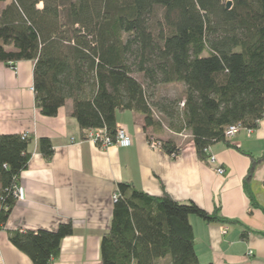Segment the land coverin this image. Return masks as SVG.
I'll return each mask as SVG.
<instances>
[{
  "label": "trees",
  "instance_id": "trees-1",
  "mask_svg": "<svg viewBox=\"0 0 264 264\" xmlns=\"http://www.w3.org/2000/svg\"><path fill=\"white\" fill-rule=\"evenodd\" d=\"M4 3L0 63L32 62L40 114L55 117L70 101L82 139L101 130L114 140L116 114L129 111L142 117L147 139L160 141L167 154H175L176 146L162 137L185 134L197 158L210 165L206 150L216 143L231 147L227 128L255 130L264 118V0H0ZM173 84L183 86L180 98H153L159 86ZM31 143L28 135L0 134V229L16 205ZM38 149L46 159L53 155L49 139H39ZM236 150L250 160L242 182L250 207L264 216L251 190L264 155ZM190 216L237 223L218 210L207 213L193 203L118 184L110 227L100 241L101 264H199ZM72 233L71 223H64L54 232L17 229L9 241L32 264H51ZM251 233L264 237V228Z\"/></svg>",
  "mask_w": 264,
  "mask_h": 264
},
{
  "label": "crops",
  "instance_id": "crops-1",
  "mask_svg": "<svg viewBox=\"0 0 264 264\" xmlns=\"http://www.w3.org/2000/svg\"><path fill=\"white\" fill-rule=\"evenodd\" d=\"M32 77V62L0 63V134L28 135L32 140L31 156L17 185L16 205L0 229V264H32L10 243V232H54L64 223H71L73 233L61 241L59 255L51 264H101L100 241L109 230L120 183L150 196L193 203L207 213L218 210L223 218L237 221L218 224L189 217L199 264H264V237L251 233L263 230L264 216L250 207L242 186L250 160L236 150L264 155V118L249 137L239 132L230 139L231 147L212 145L208 151L215 165L197 158L185 134H172L175 154L150 149L142 117L129 111L116 114V126L126 131L131 143L100 149L82 139L70 101L55 117L40 114ZM42 138L51 142L49 159L39 152ZM216 168L224 174L217 175ZM251 190L257 203L264 205V163L254 169ZM243 232H247L245 239Z\"/></svg>",
  "mask_w": 264,
  "mask_h": 264
},
{
  "label": "built area",
  "instance_id": "built-area-1",
  "mask_svg": "<svg viewBox=\"0 0 264 264\" xmlns=\"http://www.w3.org/2000/svg\"><path fill=\"white\" fill-rule=\"evenodd\" d=\"M180 106H183V103L180 104ZM253 129H245L242 128L240 125H234L226 129L224 133V137L226 139H232L235 135H237L239 132H245L247 137L251 135L253 132ZM86 140L93 143L95 146L99 147L100 149H107L109 147L113 146H121L125 147L128 146L131 143L130 137L127 135L126 131L121 127H116V132L114 136V140L109 138L106 135L105 131L101 130H93L87 133ZM147 145L152 150L162 149V143L160 141H157L155 139L149 138L147 139ZM208 155L207 161L210 165H215V157L209 154V151H205ZM215 173L219 176H222L224 174V170L221 168H216ZM17 192V198H18V189L16 188ZM116 200V194L113 197V202ZM227 232V229H223L222 233L225 234ZM252 252H248V256H252Z\"/></svg>",
  "mask_w": 264,
  "mask_h": 264
},
{
  "label": "rangeland",
  "instance_id": "rangeland-1",
  "mask_svg": "<svg viewBox=\"0 0 264 264\" xmlns=\"http://www.w3.org/2000/svg\"><path fill=\"white\" fill-rule=\"evenodd\" d=\"M136 77L138 79H140L138 76H136ZM182 89H183V86H181L180 84L159 86L158 89L154 92L153 98L156 97L157 99H159L162 97H167L169 99H178L181 97ZM154 118L156 121L161 122V124L163 126H165V122L162 120V117L160 115L155 114ZM258 124H259V122H258ZM257 127H258V125H257ZM172 136H173L172 134L168 133L167 135L163 136L162 138L166 139L167 137H172ZM173 137H175V136H173Z\"/></svg>",
  "mask_w": 264,
  "mask_h": 264
},
{
  "label": "water",
  "instance_id": "water-1",
  "mask_svg": "<svg viewBox=\"0 0 264 264\" xmlns=\"http://www.w3.org/2000/svg\"><path fill=\"white\" fill-rule=\"evenodd\" d=\"M230 7H231V3L228 2V3L226 4V9H229Z\"/></svg>",
  "mask_w": 264,
  "mask_h": 264
}]
</instances>
